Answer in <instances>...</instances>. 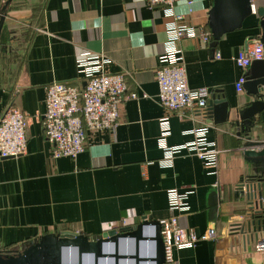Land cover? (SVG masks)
<instances>
[{
  "label": "crops",
  "instance_id": "crops-1",
  "mask_svg": "<svg viewBox=\"0 0 264 264\" xmlns=\"http://www.w3.org/2000/svg\"><path fill=\"white\" fill-rule=\"evenodd\" d=\"M4 1L0 0V12ZM213 0L178 2L184 22L208 26ZM264 7V0H256ZM174 22L162 6L146 0H12L5 13L0 50V116L9 107L29 118L24 154L0 158V254L22 250L48 233L66 230L98 238L111 229L135 226L144 217L160 221L176 216L181 226L203 232L216 228L215 238L175 250L179 264H257L264 238V208L252 213L239 190L240 180L264 163H250L241 149L246 136L234 125L235 110L251 98L238 92L245 71L235 57L246 42L260 35L257 14L241 29L225 34L216 47L201 38L180 40L188 83L208 87L231 104V119L215 123L206 113L185 109L171 113L172 146L194 140L193 128L208 127V138L222 150L219 173L210 174L201 158L183 151L173 166L160 164L159 120L168 112L158 99L156 70L165 53L168 26ZM210 30V29H209ZM83 51L110 59L108 69L122 72L138 98L121 108L114 133L88 132L86 148L76 158H53L45 135L46 90L55 81L80 84L77 58ZM220 54V57H217ZM254 140L264 139V111L254 126ZM189 196L190 210L169 208L168 192ZM217 194V195H216ZM216 195V196H215ZM215 196V197H213ZM214 207V208H213ZM140 255L152 258L155 247L147 227ZM111 247L106 246V251ZM120 253L133 254L134 243L121 241ZM77 257L65 251L64 262ZM121 259L119 264H135ZM84 264H94L84 254ZM98 264H115L100 259ZM143 264H151L147 261Z\"/></svg>",
  "mask_w": 264,
  "mask_h": 264
},
{
  "label": "built area",
  "instance_id": "built-area-1",
  "mask_svg": "<svg viewBox=\"0 0 264 264\" xmlns=\"http://www.w3.org/2000/svg\"><path fill=\"white\" fill-rule=\"evenodd\" d=\"M150 6H162L174 22L168 26V40L165 53L160 58L156 70L159 86L158 99L168 112L160 120L158 144L164 151L160 164L173 166L176 156L189 151L202 159L210 174L219 173L222 150L216 142L208 138V127L193 128L194 140L186 145L172 146L168 143L171 134V113L185 109L194 113H206L214 93L208 87L191 88L188 83L183 49L180 40L186 37L201 38L211 42V32L207 27H198L184 22V16L175 12L178 2L185 1L191 6L193 0H146ZM256 0H252L253 14H256ZM220 57V54H217ZM264 59V44L260 36L250 38L235 57L237 65L245 73L236 82L238 92L243 91L247 72L254 60ZM110 59L101 53L83 51L77 58L80 84L52 82L46 90V112L44 114L45 135L52 144V157L76 158L86 148L88 132L114 133L121 122L123 104L138 98V94L128 89L122 72L108 69ZM29 116L14 107L7 108L0 116V158L17 157L25 153L28 144L27 127ZM251 148H264V139ZM249 147L243 146L244 151ZM169 208L179 212L190 210L189 196L177 188L168 192ZM262 206L250 209L260 213ZM165 244V264H179L175 250L192 248L199 241L215 238L216 228L198 232L195 228L180 225L176 216L160 220ZM256 250L264 256V238L258 240Z\"/></svg>",
  "mask_w": 264,
  "mask_h": 264
},
{
  "label": "water",
  "instance_id": "water-1",
  "mask_svg": "<svg viewBox=\"0 0 264 264\" xmlns=\"http://www.w3.org/2000/svg\"><path fill=\"white\" fill-rule=\"evenodd\" d=\"M11 1H5L1 9L0 48L5 13ZM256 14L260 18V39L264 44V7H257ZM252 15V0H213L208 12L211 45L216 47L225 34L241 29L245 20ZM243 90L251 99L235 110V119L232 123L239 128L240 133L243 132L246 136L245 146L249 147L243 151L246 160L250 163H264V148H251L260 143L253 139L251 132L264 111V59L252 62ZM218 91L213 93L206 114L213 118L215 123L222 124L230 121L232 107L224 96L216 94ZM237 188L245 196L250 209L257 207V204L261 207L264 198V166L243 177ZM147 227L154 228V235L150 237L155 247V254L152 258L140 255L142 244L148 238L145 235ZM125 239L134 243L135 252L133 254L120 253V243ZM107 245L111 247L110 251H106ZM68 249H71L77 257L76 261L69 263L63 261V255ZM84 254H92L94 264H98L100 259L114 260L115 264H119L121 259L134 260L135 264H143L147 261L151 264H165V244L161 223L144 217L135 226L114 228L104 232L98 238H91L83 233L70 230L57 234H44L22 250L13 251L11 254H0V264H84ZM257 264H264V256L260 257Z\"/></svg>",
  "mask_w": 264,
  "mask_h": 264
},
{
  "label": "rangeland",
  "instance_id": "rangeland-1",
  "mask_svg": "<svg viewBox=\"0 0 264 264\" xmlns=\"http://www.w3.org/2000/svg\"><path fill=\"white\" fill-rule=\"evenodd\" d=\"M5 2V1H4ZM8 10V9H7ZM0 15H1V12H0Z\"/></svg>",
  "mask_w": 264,
  "mask_h": 264
},
{
  "label": "trees",
  "instance_id": "trees-1",
  "mask_svg": "<svg viewBox=\"0 0 264 264\" xmlns=\"http://www.w3.org/2000/svg\"><path fill=\"white\" fill-rule=\"evenodd\" d=\"M260 36V35H259Z\"/></svg>",
  "mask_w": 264,
  "mask_h": 264
}]
</instances>
